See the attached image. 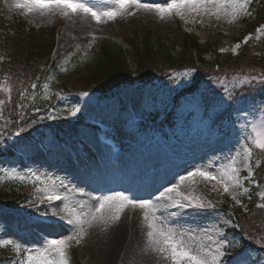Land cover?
Returning a JSON list of instances; mask_svg holds the SVG:
<instances>
[{
  "label": "rangeland",
  "instance_id": "374dc122",
  "mask_svg": "<svg viewBox=\"0 0 264 264\" xmlns=\"http://www.w3.org/2000/svg\"><path fill=\"white\" fill-rule=\"evenodd\" d=\"M0 1L2 2L1 13L7 20L22 19L27 26L40 27L46 31L49 41H51L52 31L55 40L54 54L63 55L60 65L54 69L42 87L37 91L31 90L26 96L27 105L31 104L33 117L41 121L50 120L52 116L51 121L54 122H62L63 118L77 119L80 116L83 119L95 118L100 99L93 91H81L80 93L75 91L73 82L76 77L79 78L81 74L92 68L99 53V42L107 43L111 47L119 46L127 51L132 41L139 42L142 37H145L146 40L151 38L155 44L162 42L163 45L172 49L171 52L174 55H177L181 51L180 31L186 30L196 33L202 43H212L221 52L236 54L246 36L255 40L259 34L254 37L246 35L242 38L241 36L244 23L251 20L254 15L249 5L246 13L242 11L234 19L229 14L230 9L218 11L217 8L211 6L207 11L203 9L195 12L185 10L183 16L173 13L165 15L163 19L155 11L146 12L143 8L132 6L113 20L106 19L105 24L98 27L92 25L93 18L90 14L80 17L77 12L63 16L59 9L28 12L25 9L14 7L17 0ZM155 1L141 0L142 3L162 5L171 2V0ZM86 2L88 5H100L108 9L115 7L111 0H86ZM129 13L135 14L129 15ZM237 44L240 47L236 53H233L232 49ZM129 57L127 56V59ZM128 63L131 68H134L132 59H128ZM190 78V71H181L163 79L155 78L156 81L149 89H134L135 85L139 86L138 83L134 84L128 96L127 115L96 133L81 126L85 130L82 137L89 140L91 146H86L88 150L84 151L80 143L66 142V157L63 161L56 159L53 152L48 155L40 146L41 144L38 145L30 140L28 142V139L21 141L22 149L18 152L17 163L5 160L4 156L0 155V192L5 194L3 192L11 185L20 195L12 204L0 205V240H11L19 244L21 249H26L23 251L24 255L19 264L27 261L29 254L36 255L47 247V241L62 239L77 231L74 225L67 223V219H71L68 214L69 209L75 210L81 218H85L86 214L94 211L95 207L89 204H97L98 201L93 198L103 195V192L81 181L80 176L77 175L88 170V165L93 163L98 166L92 172L109 170L115 175H127L129 182L138 185L133 187V192H141L142 189L136 188L141 185L140 183L155 186L158 182L157 186H160L153 190L151 199L154 193L159 194L172 184H177L179 191L185 195L198 196L204 201H210L214 207L186 209L192 212L188 219L181 218L177 221L171 215H167L165 219L168 226L181 234L183 239L191 240L193 250L201 247L207 249L209 246L211 253L219 251L224 256L227 247L223 237L224 228L232 225L229 216L236 208L246 211L245 202L251 193V186L254 185L251 181L253 176L251 154L256 149L253 139L257 131H264V124H262L264 112L256 111L248 105L249 102L242 103L241 99H237V103L240 102L239 106L242 107L239 110L243 109V111L238 112L235 119L227 116L220 120H212L203 115L204 111L215 115L213 111L218 110L215 102L211 101V97H208L206 105L203 104L202 98L188 100V96H182L176 100L179 92L189 85ZM250 81L254 83L251 77L241 72L234 73L230 78L215 77V83L221 87H226L229 83L235 85L226 88L218 96L219 105L228 101L233 88L246 86ZM240 82L242 84H239ZM0 85L11 90L10 93L0 90V97L4 99L3 101H7L11 96L12 88L5 83H0ZM58 85L72 87L67 90L75 92L79 98L75 102H69L67 100L69 94L65 91L62 93ZM54 96L61 97L63 102L68 103L70 111L62 116L53 115L54 112L60 111L63 105V102H55ZM212 102L214 105H211ZM177 104H180L178 122L180 126H183V130L176 132L183 137L179 146L174 148L168 138L156 132L152 134L150 121L154 112L162 113ZM235 109L237 110V107ZM211 122L212 127H208ZM7 127L6 119L0 113V144L6 143V138L12 140L17 133L20 134L18 131L9 133ZM186 127L189 130L184 134ZM221 127L230 128L228 137L224 134L214 137ZM47 134L48 141L54 138H52L51 129H48ZM36 138L34 135L32 139ZM44 147L48 148L47 145ZM60 148L64 149L62 145ZM202 160L204 165L198 166L197 163ZM230 166L238 170L234 175H237L242 185V187H230L229 189L230 192L238 193L239 204L232 199L231 195L224 193L223 188L215 181H206L199 176L184 180L189 184L187 189L181 186L179 177L186 176L188 171L201 168L202 170H214V173L219 175L221 168ZM128 171L131 172L130 175L127 174ZM249 172H252L251 176L248 175ZM162 176L168 179L159 184ZM108 186V191L117 192L113 184L109 183ZM261 192L264 191H259ZM49 194L59 195L62 199L49 201L47 200ZM130 195L136 196L133 193ZM175 198L179 199V197ZM169 202L172 204V201ZM161 209L162 207H159L158 211ZM172 209L176 210L177 207ZM125 210L134 209L129 205ZM158 211L157 215L160 216ZM19 216L25 219L24 224L28 227L27 229L19 228L17 221ZM61 216L65 219L61 220ZM116 226L115 222L107 226L99 222L95 236L99 232L104 235H116L118 231ZM145 234L146 230L140 229L137 234L140 241L137 239L134 249H131V245L126 250L127 247L122 245L123 241L118 242L119 251L110 257L107 256L109 251L102 246L100 238L84 236L79 244L75 241L70 242L69 262L74 264L73 261L71 262V253L77 257L80 264H162L168 262L160 253L153 251L150 253L145 248L143 252L144 242H141V239ZM11 251H13L11 245L0 247V254ZM49 255L54 257L55 253L50 252ZM223 256L221 260H224ZM243 256L236 258L231 264H263L262 259L252 262L250 256L247 259Z\"/></svg>",
  "mask_w": 264,
  "mask_h": 264
},
{
  "label": "trees",
  "instance_id": "16d2710c",
  "mask_svg": "<svg viewBox=\"0 0 264 264\" xmlns=\"http://www.w3.org/2000/svg\"><path fill=\"white\" fill-rule=\"evenodd\" d=\"M1 7L0 1V81H7L12 92L10 98L0 105V113L8 124L7 131L9 133L18 131L20 137L11 145H7L5 152L0 151V155L4 156L5 160L17 163L18 158L14 151L22 149V144L18 141L22 140L21 137L37 135L36 140L45 142L47 151L53 152V155L60 160L65 156L60 144L67 138L80 134L82 129L78 124L71 122L70 118H63L58 124L51 121L52 119H46L47 124L44 128L41 125L42 121L33 117L31 104L27 105L26 96L31 90L37 91L42 87L54 69L58 68L63 56H52L54 44L52 31L49 41L45 30L27 27V23L21 19L7 20L1 13ZM250 7L254 17L245 22L241 36L250 34L253 37L259 33L258 38L248 40L236 55L219 51L215 44L201 43L197 35L185 30L180 31L181 51L177 55H174L172 49L162 42L153 43L151 38L146 40L142 37L139 42L132 41L127 51L119 46L111 47L107 43L99 42V53L92 68L81 74L79 78L76 77L73 82L75 91H93L100 99L95 118L92 120L104 124L119 121L127 113L128 96L134 84L139 85H135L134 89H147L155 78L163 79L176 72L193 70L191 83L180 96L189 94V100L202 98L204 105L208 104V97H211L216 107L220 103L218 96L226 88L235 85L229 83L226 87H221L215 83V77L230 78L236 72L251 78L264 76V30L256 31L264 25V0H251ZM127 56L132 59L134 68L129 66ZM253 81L254 83L250 81L246 86L233 88L231 97L220 108L218 106L219 113L214 115L213 119L224 118L225 114L235 119L236 114L243 111V109L239 110L242 107L239 106L240 102L237 103V99H241L242 103L249 102L248 105L256 111H264V83L258 78ZM33 83L37 85L35 89L31 87ZM62 89L69 94L67 97L69 102H75L79 98L75 92L67 90L68 88L62 87ZM114 91L119 92L113 93ZM53 99L55 102H63L58 96H54ZM0 100L4 99L0 97ZM211 105L214 103L212 102ZM68 108L69 104L63 102L62 109L54 112L53 115L62 116L70 111ZM175 118L176 110L173 108L166 113L164 121L160 120L158 125L172 126ZM48 129L54 134V138H50L49 141L46 137ZM219 134L229 136V132L223 131L222 128ZM252 167L255 185L251 187L249 213L245 215L236 212L231 217L236 225L225 227L223 237L228 244L230 254L234 256H226L222 264H231L238 256L244 254L246 255L243 258L253 257L252 262L260 258L264 259V209L258 207L261 200L264 204V199L259 195V191H264V151H254ZM6 200L11 201L7 194H0V204ZM17 221L20 229L28 228L22 217H17ZM17 261L18 255L11 261L0 258V264H17ZM73 261L78 264L75 256Z\"/></svg>",
  "mask_w": 264,
  "mask_h": 264
},
{
  "label": "snow or ice",
  "instance_id": "6c2138e0",
  "mask_svg": "<svg viewBox=\"0 0 264 264\" xmlns=\"http://www.w3.org/2000/svg\"><path fill=\"white\" fill-rule=\"evenodd\" d=\"M115 5L114 8L108 9L102 13L94 11L87 4L86 0H17L14 7L19 9H25L28 12L33 10L52 11L59 9L63 16L69 14H76L82 12L84 14H90L97 23L102 22V17L107 20H113L117 16L126 12L130 7L143 8L146 11H155L156 14L163 19L165 15H172L175 13L177 16H183L184 11H200L201 9L207 11L209 6L221 9H230V15L233 19L240 14V12H247L248 5L251 0H171V2L162 5L159 3H142L141 0H111ZM135 13H129L134 15ZM264 30V25H261L256 29L257 32ZM249 37L244 38V43L248 42ZM240 47L237 44L233 49V53H236ZM252 79H257L253 77ZM261 83H264V76L258 78ZM33 89L37 87L35 83L31 85ZM45 87H47L45 85ZM0 90L10 93V88H6L0 85ZM87 95V93H83ZM4 104L3 100H0V105ZM264 124V122H262ZM19 133H17L18 135ZM253 143L256 148L264 150V131H257ZM238 170L235 167L221 168L219 175L214 173V170H202L196 168L193 171H188L186 176H180V182L186 179H190L194 176L202 177L206 181H215L216 184L223 188L224 193L231 195L232 199L239 204L240 200L237 199L238 193L235 191L230 192V187H242L240 180L238 179ZM249 176L252 172H249ZM39 179V178H37ZM166 193H175L176 199L173 196H167L169 201H172L171 205H163V207H177L181 209H204L206 207H214L210 201H204L201 197L185 195L179 191L177 184H172L170 187L160 192L155 200L160 201L165 198ZM261 199H264V192L259 193ZM62 197L56 194H49L47 200H61ZM94 200L98 201L94 211L86 214L85 218H81L75 210L69 209L68 214L71 219H67V223L74 225L77 231L62 239H52L47 241V247L36 255L29 254L27 261H22L21 264H70L69 262V249L70 242L75 241L79 244L81 239L87 234L84 225L89 227L93 225V222H101L105 226L119 221L121 213L127 206H131L133 209H141L143 220L146 222L148 231L146 233L148 244L151 250L156 253H160L169 262V264H222L221 257L223 253L217 251L215 253H209L206 248H198L193 250L191 240H185L181 234L169 227L166 219H161V216L157 215L158 208L161 205L154 203L153 199H140L135 198L125 192H113L108 195H101L94 197ZM258 207H264V204L258 205ZM55 215V213H53ZM171 216H176V212L169 213ZM61 220L65 217L61 216ZM7 245L12 246L13 252H20L21 247L19 244H15L11 240H0V247ZM54 252L55 256H50L49 253Z\"/></svg>",
  "mask_w": 264,
  "mask_h": 264
},
{
  "label": "bare ground",
  "instance_id": "6f19581e",
  "mask_svg": "<svg viewBox=\"0 0 264 264\" xmlns=\"http://www.w3.org/2000/svg\"><path fill=\"white\" fill-rule=\"evenodd\" d=\"M154 2H156L154 0ZM89 7H92V9L96 12H104L106 10H108V8L106 7H102L100 5H94L91 4L89 5ZM149 12V11H146ZM79 16L82 17L84 15V13L82 12H78ZM106 19L102 17V22L101 23H97L96 20L93 19L92 25L93 26H98V27H102L105 24ZM198 166H202L204 165V161H200L199 163H197ZM98 166V164H91L88 165V170H85L82 173H78L77 175L80 176L81 181H84L85 183H89L90 185H93L94 187L100 189L104 193H106V195L111 194L112 192L108 191L107 188L109 187V183L113 184L115 186V188L117 189V192H125L126 194H130L133 193L134 195H136V198H140V199H151L150 196L153 192V190H156V188H159V186H157L158 182L155 184V186H148L146 183H140L141 185L139 187L136 188H140L142 189L141 192H133V187L138 186L137 184L135 185L134 183L129 182L127 175L121 176V175H115L114 173H112L109 170H97L96 172H92V170ZM128 175L131 174L130 171L127 172ZM125 177V178H124ZM168 179V177L162 176L161 180H159V184L162 183L163 180ZM164 182V181H163ZM181 186L182 188L187 189L189 187V184L187 181H183L181 182ZM143 187V188H141ZM135 188V189H136ZM134 189V190H135ZM182 190V189H181ZM159 194L154 193L152 196V199L154 201V203H157L159 205H161L162 209L159 212V215L161 216V219H165L167 215H169V213L172 212H176L177 215L173 216V218H175L177 221H179L181 218L183 219H188V217L190 215H192V212L190 211H186V209H181V208H177L172 209L174 207H163V205H171L169 200L167 199V196H173L176 197V195L174 193H166L165 198L163 200L157 201L155 200V197H157ZM89 205H91L92 207H96V204H92L90 203ZM115 224L117 225V233L116 235H104L101 234V232H99V234H97V236H95V234L97 233L98 230V225L99 222H95L91 227H89L87 224L84 225L85 231H86V235L87 237H98V239L100 238V241L102 243V246H105L106 249L109 251L107 253V256H113V254H115L116 252L119 251V244L118 242L123 241L122 245H125L127 248L126 250L131 246V249L135 248V243H137V241L139 240L137 237V234L139 233L140 229H144L146 230V233L148 231L146 222L143 220V215H142V210L141 209H134L131 211L128 210H124L121 213V218L119 221H116ZM121 237V239H120ZM138 239V240H137ZM141 242H144V247L142 245V249L143 252L145 250H147L148 252H152L151 247L148 244V240H147V236L145 234L144 238L141 239ZM140 241V240H139ZM139 243V242H138ZM121 248V247H120ZM145 248V250H144ZM207 249L209 251V253H211L210 247L207 246Z\"/></svg>",
  "mask_w": 264,
  "mask_h": 264
}]
</instances>
